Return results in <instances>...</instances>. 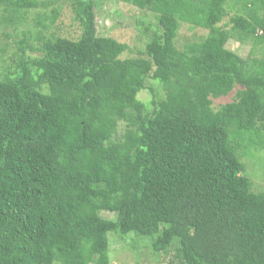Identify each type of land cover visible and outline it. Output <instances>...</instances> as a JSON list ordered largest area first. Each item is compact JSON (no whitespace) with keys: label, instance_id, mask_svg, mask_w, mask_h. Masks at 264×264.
Instances as JSON below:
<instances>
[{"label":"trees","instance_id":"1","mask_svg":"<svg viewBox=\"0 0 264 264\" xmlns=\"http://www.w3.org/2000/svg\"><path fill=\"white\" fill-rule=\"evenodd\" d=\"M57 1L80 36L21 38L0 75V264H110V232L173 247L168 264H264V189L243 160L264 149V0H236L230 28L228 0H117L156 16L125 58L127 44L97 34L94 0L0 8L16 20ZM180 22L207 33L177 47ZM231 37L251 40L246 57Z\"/></svg>","mask_w":264,"mask_h":264},{"label":"rangeland","instance_id":"2","mask_svg":"<svg viewBox=\"0 0 264 264\" xmlns=\"http://www.w3.org/2000/svg\"><path fill=\"white\" fill-rule=\"evenodd\" d=\"M95 22L97 34L108 36L118 42L127 44L128 48L119 53L120 49L112 47L106 48L107 43L101 46L106 48V52L112 57L125 58L135 55L139 50H143L146 41L151 35L152 29L156 25V16L153 12L140 9L131 4L117 0H94ZM240 5L236 0L226 2L227 15L219 22L221 26L230 28L229 17L233 15L236 8ZM250 6V5H249ZM52 7H56L58 14L53 24L44 27L38 23V18L44 20L45 16H51ZM251 7V6H250ZM16 20L11 11L0 8V75L8 67L13 68L22 53L19 51L17 42L27 37L28 43L33 46L40 45L41 41L36 40L37 36L42 39L49 34L77 39L81 34L78 21L74 18L71 7L66 1H57L54 5L41 6L35 9L21 10ZM47 19V18H46ZM46 19L43 23L47 24ZM207 33L206 29L192 27L191 25L180 22V26L175 37V44L180 47L187 41L197 40ZM231 37L226 47L237 52L240 56L246 57L251 40L239 42ZM19 49V50H18ZM256 53L261 52L260 44H257ZM264 53V48L262 49ZM150 84V82H148ZM155 85V84H153ZM234 92L226 96L213 99V105L219 106L221 103L231 100ZM138 97L143 101H148L150 94L144 89L139 92ZM119 126V132L122 130ZM245 161L246 174L250 176L256 189H264V149L255 153L251 158H243ZM104 217H112L111 212L103 211L100 213ZM173 247L166 253L154 252L149 245V239L137 237L133 234L122 236L110 232L108 234V257L110 264H168L173 253Z\"/></svg>","mask_w":264,"mask_h":264}]
</instances>
